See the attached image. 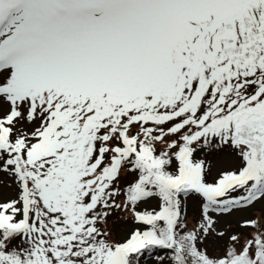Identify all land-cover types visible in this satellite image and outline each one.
I'll list each match as a JSON object with an SVG mask.
<instances>
[{"label":"snow or ice","instance_id":"1","mask_svg":"<svg viewBox=\"0 0 264 264\" xmlns=\"http://www.w3.org/2000/svg\"><path fill=\"white\" fill-rule=\"evenodd\" d=\"M0 264H264V0H0Z\"/></svg>","mask_w":264,"mask_h":264}]
</instances>
